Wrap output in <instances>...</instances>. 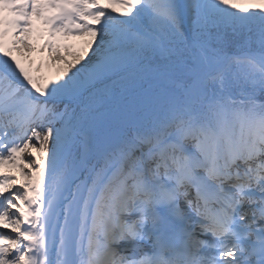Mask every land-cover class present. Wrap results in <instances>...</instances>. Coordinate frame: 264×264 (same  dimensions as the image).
Wrapping results in <instances>:
<instances>
[{"label": "snow or ice", "instance_id": "obj_1", "mask_svg": "<svg viewBox=\"0 0 264 264\" xmlns=\"http://www.w3.org/2000/svg\"><path fill=\"white\" fill-rule=\"evenodd\" d=\"M5 166L0 264H264V0H0Z\"/></svg>", "mask_w": 264, "mask_h": 264}, {"label": "bare ground", "instance_id": "obj_2", "mask_svg": "<svg viewBox=\"0 0 264 264\" xmlns=\"http://www.w3.org/2000/svg\"><path fill=\"white\" fill-rule=\"evenodd\" d=\"M33 58L37 60V62H39L40 58H41V54L36 52V53H33ZM10 167V166H8ZM10 173V172H8ZM13 174V173H12ZM14 175V174H13ZM15 176H17L19 179H18V183H20L22 181V178H20V173H19V170L17 171V174H15Z\"/></svg>", "mask_w": 264, "mask_h": 264}, {"label": "rangeland", "instance_id": "obj_3", "mask_svg": "<svg viewBox=\"0 0 264 264\" xmlns=\"http://www.w3.org/2000/svg\"><path fill=\"white\" fill-rule=\"evenodd\" d=\"M74 43H78V42H74ZM12 169H14V168H12ZM15 170H18V169H14V170H10V171H11V173H17V171H15Z\"/></svg>", "mask_w": 264, "mask_h": 264}]
</instances>
